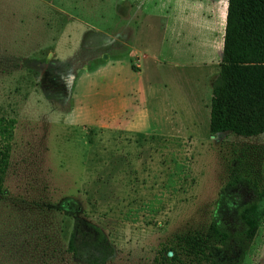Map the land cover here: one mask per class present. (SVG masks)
<instances>
[{"label":"rangeland","instance_id":"rangeland-1","mask_svg":"<svg viewBox=\"0 0 264 264\" xmlns=\"http://www.w3.org/2000/svg\"><path fill=\"white\" fill-rule=\"evenodd\" d=\"M226 6L0 0V118L16 122L0 264H84L67 249L76 218L109 239L106 264H152L212 221L228 235L215 260L264 264V222L240 248L254 190L231 184L264 168V134L208 128Z\"/></svg>","mask_w":264,"mask_h":264},{"label":"trees","instance_id":"trees-1","mask_svg":"<svg viewBox=\"0 0 264 264\" xmlns=\"http://www.w3.org/2000/svg\"><path fill=\"white\" fill-rule=\"evenodd\" d=\"M15 120L0 118V194L9 166ZM209 132L239 137L264 134V0H227L222 60L211 86ZM245 182L254 201L240 217L245 230L240 248L247 252L264 222V168L258 176L236 174L231 184ZM228 235L212 221L204 233L180 237L177 247L162 245L152 264H223L215 253ZM68 252L84 264H106L114 248L105 233L85 218H76L68 239ZM168 253H171L169 256Z\"/></svg>","mask_w":264,"mask_h":264},{"label":"crops","instance_id":"crops-1","mask_svg":"<svg viewBox=\"0 0 264 264\" xmlns=\"http://www.w3.org/2000/svg\"><path fill=\"white\" fill-rule=\"evenodd\" d=\"M224 23H225V21H224Z\"/></svg>","mask_w":264,"mask_h":264}]
</instances>
